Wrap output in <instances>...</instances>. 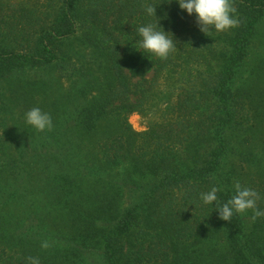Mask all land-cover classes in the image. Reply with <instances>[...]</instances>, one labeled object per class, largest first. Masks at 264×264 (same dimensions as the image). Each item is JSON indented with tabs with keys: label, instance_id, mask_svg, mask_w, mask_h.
<instances>
[{
	"label": "trees",
	"instance_id": "obj_1",
	"mask_svg": "<svg viewBox=\"0 0 264 264\" xmlns=\"http://www.w3.org/2000/svg\"><path fill=\"white\" fill-rule=\"evenodd\" d=\"M40 1L0 0V80L36 67L71 77L63 44L84 28L102 93L88 100L79 88L50 140L0 138V264H264V216L248 230L218 213L235 181L264 211V181L248 176L255 156L230 139L264 135V108L233 89L264 0H232L238 27L187 38L195 14L176 0ZM156 23L176 45L166 60L138 47V29ZM159 110L144 134L127 123Z\"/></svg>",
	"mask_w": 264,
	"mask_h": 264
},
{
	"label": "rangeland",
	"instance_id": "obj_2",
	"mask_svg": "<svg viewBox=\"0 0 264 264\" xmlns=\"http://www.w3.org/2000/svg\"><path fill=\"white\" fill-rule=\"evenodd\" d=\"M13 1L14 3L22 2L25 6L35 3V0ZM186 28L188 29V34H185L186 38L189 37L190 31H200L195 17H188ZM88 31L82 28L74 38L63 44V50L68 53L66 68L69 72L67 73H74L71 77L69 75L61 77L53 68L36 67L15 72L8 79L0 80V93L3 94L4 103V106L0 105V109H3L0 114V138L12 143L24 139L32 140L37 131L26 123L25 115L30 109L38 107L42 112L49 114L52 119V129L39 132V136L44 135L50 140L56 133V126L60 124L59 118L73 113L80 100L84 99L80 97L79 88L84 85L85 97L88 100L97 93H102L101 74L97 70L95 56L91 53L90 45L87 46L86 39L82 37V34ZM195 34L200 35L201 33L195 32ZM43 82L45 86L40 84ZM233 89L246 91L247 95L253 99V105L261 107L260 110L264 108V19L255 26L249 54L237 68ZM161 111L150 115L147 113L131 114L127 117V123L135 134H144L148 131L151 121H158L162 114ZM230 139L237 147H241V143L250 147L249 151L255 158L248 176L255 179L256 184L264 181V144H262L264 135L259 131L252 134L238 129L230 134ZM125 200L122 202L123 208L126 206ZM252 214L253 211L249 210L246 214L240 215L244 227L248 230L254 229L257 221L256 219L253 222L250 219ZM214 238L217 241L220 240L216 235Z\"/></svg>",
	"mask_w": 264,
	"mask_h": 264
},
{
	"label": "clouds",
	"instance_id": "obj_3",
	"mask_svg": "<svg viewBox=\"0 0 264 264\" xmlns=\"http://www.w3.org/2000/svg\"><path fill=\"white\" fill-rule=\"evenodd\" d=\"M179 8L189 16L195 14L199 30L206 36L213 30L224 32L239 26V20L234 18L236 8L232 0H176ZM148 15L155 17V7L147 6ZM141 40L138 47L144 52L150 53L161 60H166L171 52L177 51L171 34L165 33L155 25L148 24L138 29ZM150 70V69H149ZM147 73V72H146ZM145 73V74H146ZM26 123L32 126L37 132L50 131L52 129V119L49 114L44 113L38 107L30 109L26 115ZM235 194L222 206H219V219L229 222L233 214L244 215L249 210L253 211L250 219L255 220L264 216V211L257 208L259 194L248 187H242L239 181L234 182ZM217 187H212L210 191L201 194L204 204L210 205L217 201ZM51 245L45 240L41 243V248L47 249ZM27 264H40L38 257H27Z\"/></svg>",
	"mask_w": 264,
	"mask_h": 264
}]
</instances>
